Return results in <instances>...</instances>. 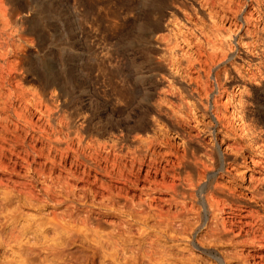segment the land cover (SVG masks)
I'll list each match as a JSON object with an SVG mask.
<instances>
[{
	"label": "rangeland",
	"instance_id": "374dc122",
	"mask_svg": "<svg viewBox=\"0 0 264 264\" xmlns=\"http://www.w3.org/2000/svg\"><path fill=\"white\" fill-rule=\"evenodd\" d=\"M0 264H264V0H0Z\"/></svg>",
	"mask_w": 264,
	"mask_h": 264
},
{
	"label": "bare ground",
	"instance_id": "6f19581e",
	"mask_svg": "<svg viewBox=\"0 0 264 264\" xmlns=\"http://www.w3.org/2000/svg\"><path fill=\"white\" fill-rule=\"evenodd\" d=\"M223 161V156L219 154L218 152H210L208 154L207 162L202 167V171L196 181H193L192 179H185L182 180L181 186L186 184L188 188L187 190V196L186 198H189L190 201L193 203V208L198 206V212H196L197 215V221L193 223V229H195L197 224H206L204 222L205 215H203V198H207V201L211 206L214 207L213 210V221L210 224L211 231H213L214 234H219L225 232H234L236 230V223L234 222H225L224 219L221 223H219V214L222 212L224 206H225V200L221 198L220 195H216L218 190H221L222 188L215 182L217 179L216 171L212 172L213 170H216L219 168ZM205 179H207L205 181ZM172 187L174 191H178V186L176 184H172ZM182 193V192H181ZM235 197V195H232ZM192 211V210H191ZM208 213V212H207ZM221 225V228H220ZM208 227V226H207ZM230 227V228H229ZM240 229L243 231L244 227H240ZM241 235V233H240ZM218 241V240H216ZM210 242V241H209ZM204 243V241H203Z\"/></svg>",
	"mask_w": 264,
	"mask_h": 264
}]
</instances>
